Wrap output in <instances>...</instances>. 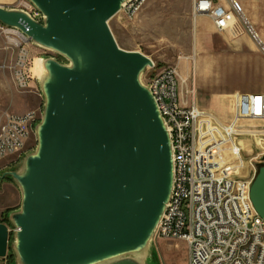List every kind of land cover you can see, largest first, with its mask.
Wrapping results in <instances>:
<instances>
[{"label": "water", "instance_id": "water-1", "mask_svg": "<svg viewBox=\"0 0 264 264\" xmlns=\"http://www.w3.org/2000/svg\"><path fill=\"white\" fill-rule=\"evenodd\" d=\"M0 23L69 60H46L37 152L7 172L23 192L13 247L21 264H141L174 189L169 130L142 76L154 62L121 49L109 22L130 0H29ZM264 161V158H263ZM264 220V167L250 189ZM13 234L0 224V258ZM144 264V262L142 263Z\"/></svg>", "mask_w": 264, "mask_h": 264}, {"label": "built area", "instance_id": "built-area-1", "mask_svg": "<svg viewBox=\"0 0 264 264\" xmlns=\"http://www.w3.org/2000/svg\"><path fill=\"white\" fill-rule=\"evenodd\" d=\"M146 2L130 0L123 10L132 19ZM40 15L33 18L37 21ZM193 17L209 18L221 34H247L264 54V43L239 0H193ZM2 31L28 42L19 30L2 26ZM15 77L18 87H28L25 52ZM186 83L178 67L147 80L169 130L174 160L173 195L155 234L187 243L189 264H264V220L250 199L252 183L233 178L229 171L244 154L238 140L247 134L244 124L253 123L264 137V92L234 95L233 118L222 124L199 107L194 91H184ZM30 121L29 116L7 115L0 122V162L22 151Z\"/></svg>", "mask_w": 264, "mask_h": 264}, {"label": "rangeland", "instance_id": "rangeland-1", "mask_svg": "<svg viewBox=\"0 0 264 264\" xmlns=\"http://www.w3.org/2000/svg\"><path fill=\"white\" fill-rule=\"evenodd\" d=\"M239 1L264 43V0ZM0 6L7 10L26 12L32 17L38 12L29 0L0 1ZM224 6L226 7L225 4ZM192 13L193 0H148L136 17L130 19L122 10L111 19L109 26L121 49L139 52L154 62L155 67L148 68L142 76L144 85L147 86L148 77L152 75H158L170 67L180 69L182 63L189 64L190 76H193L183 86L184 91H194L196 102L201 109L205 111L208 109L207 112L217 122L228 124L233 118L234 95L264 90V54L247 34L234 38L229 33H209L211 21L208 18H199L195 22ZM37 21L43 22L42 15L37 17ZM2 26L0 23V122L4 121L7 115L29 116L31 121L28 125L29 139L22 151L0 162V177L7 172H23L27 158L37 152L36 129L44 117L46 97L39 78L32 75L34 61L56 60L62 65L70 64L62 55L38 46L29 39L28 42L14 44L8 39L18 40V36L6 35L2 31ZM234 43L243 49L241 55L231 53L232 57L216 58L215 64L212 65V73L205 75L201 70V61H212L214 53L227 55L233 51L231 46ZM24 52L27 54L29 85L21 89L15 80V73L20 56ZM196 67L197 82L194 80ZM213 87H216L215 91L222 94V97L211 95L210 88ZM202 102L206 103L207 109L201 106ZM248 124L251 123L247 122L244 125ZM257 133H247L238 139L250 143L251 151L244 149L243 156L248 161L254 160L251 163L253 167L242 169L241 182L253 183L260 169L264 167V137ZM249 189L250 186L248 191ZM22 202L23 192L17 182L11 177L0 180V224L8 225L13 231L10 250L6 258H0V264H21L13 247L15 241L13 218L22 211ZM144 264H189L188 245L184 241L162 239L155 234L148 245Z\"/></svg>", "mask_w": 264, "mask_h": 264}, {"label": "crops", "instance_id": "crops-1", "mask_svg": "<svg viewBox=\"0 0 264 264\" xmlns=\"http://www.w3.org/2000/svg\"><path fill=\"white\" fill-rule=\"evenodd\" d=\"M0 1L13 2L14 0H0ZM192 15H193V13H192ZM199 18H207V17H198L197 19H194V21L196 22ZM208 32L209 33H213V32L218 33L216 31V28H215L214 23L212 21H211V26H209V28H208ZM219 34H221V33H219ZM202 35H204V34H202ZM231 49L233 51L232 52H228L227 55H225L223 53H214L213 54L214 56H212L213 57V60L212 61H209V60L207 62L206 61H201L202 62L201 70H203V73L205 75H209V74L212 73V70H211L212 69V65H213V63L215 64V62H216L215 59L216 58H220L221 56H230V57H232L231 56V53H237V54L241 55V53L243 52V49H241L240 45L237 44V43H234V45L231 46ZM188 69H189V71H188ZM179 70H180L179 71L180 78L182 80H184V81H187V80L190 81V79L193 76V75L190 76V71H191L190 70V65L189 64H186V63L185 64L182 63ZM196 74H197V67H196V69H194V80H195V82H197ZM210 89L212 90L211 91L212 92L211 95H213L215 97H222V94H217V92L215 91L216 90V87H213V88H210ZM213 91H215V92H213ZM259 92H264V90H253V91H248L247 93H244V94L259 93ZM201 106H203L205 109H207L205 102H202V105ZM207 111H208V109H207ZM244 127H246L245 128L246 130H244L246 133L255 134L256 130H255V125L253 123L250 124V125L249 124L248 125H245ZM240 143L242 144V147L244 149H246L248 151L250 150L249 149V144H250L249 142H247V141H241L240 140ZM253 161L254 160H249L248 161V160H246V158L244 156H241L240 162L237 165L229 168V171H230L231 175L233 176V178H235L237 180L242 179V176H243L242 169L243 168L246 169L249 166L253 167L251 165V163Z\"/></svg>", "mask_w": 264, "mask_h": 264}, {"label": "bare ground", "instance_id": "bare-ground-1", "mask_svg": "<svg viewBox=\"0 0 264 264\" xmlns=\"http://www.w3.org/2000/svg\"><path fill=\"white\" fill-rule=\"evenodd\" d=\"M148 1V0H147ZM146 4V3H145ZM144 4V5H145ZM143 8V7H142ZM141 11V10H140ZM8 40L12 41L14 44H20L21 41H24L25 38H23L22 36L18 37V40L17 39H13V38H9ZM46 60H40V59H36L34 61V65L31 69L32 71V75L35 77V78H39L41 84H43L46 80L49 79V73L46 69ZM187 82V81H186ZM256 178V177H255ZM255 180V179H254ZM254 182V181H253ZM253 184V183H252ZM252 186V185H251ZM251 186H250V189H251ZM249 189V191H250ZM146 251L147 249L145 250H142L140 252H137L135 253L134 255L136 256V259L138 262H140L141 264L144 262L145 260V257H146ZM119 258L117 259H114V260H118ZM114 260H111V261H114ZM110 261V262H111ZM109 261L108 262H105V263H102V264H108L110 263Z\"/></svg>", "mask_w": 264, "mask_h": 264}]
</instances>
